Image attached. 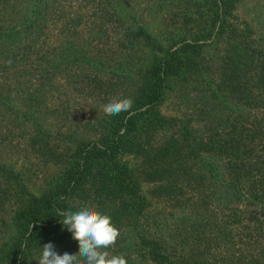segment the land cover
<instances>
[{"label": "trees", "instance_id": "obj_1", "mask_svg": "<svg viewBox=\"0 0 264 264\" xmlns=\"http://www.w3.org/2000/svg\"><path fill=\"white\" fill-rule=\"evenodd\" d=\"M189 2L185 17L188 26L191 22L190 27L182 35L169 38L166 45L139 25L133 26L136 32L132 35L135 17L130 12H122L121 6L100 8L116 22V27L122 28L121 44L133 38H142L149 44V52L140 50L139 62L131 63L130 71L114 69L117 62L105 66L118 79L131 75L132 107L127 112L100 118L97 139L78 141L72 150L58 153L57 172L42 193L32 194L22 190V186L17 188V184L10 188L17 206L8 220L0 219V264H38L42 246L49 242L57 252L78 253L79 244L61 223L63 217L59 213L77 211L85 204L94 205L98 211L111 216L120 235L106 250L110 254L125 255L128 264H211L222 253L223 256L235 254L237 240L235 232L232 233V222L240 211H246L249 219L259 222L250 239L264 235V110H255L256 119L249 126L246 122L252 110H230L236 113L232 119L220 114L219 123L212 121L199 129L191 125V118L166 117L157 110L173 87V76L180 81L191 78L201 83L214 98L225 89L242 105L251 108L260 107L257 103L264 104V60L253 66L248 61L246 47L229 44L217 68L212 64L214 57L208 47L224 32L232 33L227 21L231 1L211 0L212 12L204 9L203 0ZM24 3H3L6 9L17 7L16 12L20 14L9 22L0 20V61L14 59L19 52L26 55L35 51L44 58V67H50L51 48L44 44V38L49 31L48 12L57 3L52 0ZM227 25L229 28L225 30ZM70 26L64 22L62 30ZM102 29L97 28L96 34H101ZM62 41L58 62L72 54L75 61L80 59L84 65H94L86 53L80 50L72 53L66 36ZM123 49L133 52L135 47L132 44ZM204 69H219L218 86L203 77ZM7 102L0 93V104H5L6 110ZM28 110L35 108L30 106ZM164 130L167 133L159 136ZM257 139H261L259 143ZM248 143L253 144L255 153L254 162L246 165L243 155ZM257 144L263 154H256ZM143 183L153 185L154 197L175 202H181L180 197L190 200V193L200 197L199 203H192L198 210L180 217L183 221H192L190 227L194 228L190 234H185L177 243L159 234L163 224L151 217L152 202L143 190ZM7 189L1 195H6ZM11 196L7 199H12ZM251 206L255 208L249 209ZM246 228L245 224L237 228L241 240L247 235L243 233ZM206 229L210 234L200 237L199 233ZM202 241L207 243V249L211 247L209 242H213L209 260L200 258L199 252L194 253L193 249L186 253L188 247ZM260 259H264V243L258 257L251 258L249 264H258ZM242 261L241 253L231 257V264H244Z\"/></svg>", "mask_w": 264, "mask_h": 264}, {"label": "rangeland", "instance_id": "obj_2", "mask_svg": "<svg viewBox=\"0 0 264 264\" xmlns=\"http://www.w3.org/2000/svg\"><path fill=\"white\" fill-rule=\"evenodd\" d=\"M14 1H24L26 4V0H0L1 21L9 22L20 14L16 12L17 7L6 9L3 5L5 2ZM127 1L129 2L126 4L121 0H52L57 5L48 12L49 31L44 38V44L51 48L49 57L53 61L50 67H44V58L35 51L26 55L19 52L17 57L9 60L10 62L0 61V93L8 99L9 105L6 110L5 104H0V219L8 220L13 208L17 206L11 196V187L17 184V188L22 186V190L32 194L42 193L47 188L51 176L57 172V154L72 150L78 141L97 139L99 119L107 115L103 111L104 105L118 96L132 98L134 85L131 75L126 74L124 79H118L109 73L110 70L105 66L117 62L119 64L115 65L114 69L121 72L130 71L132 68H128L131 63L139 62L140 50L149 52V44L146 45L142 38H133L132 41L126 40L121 44L122 28L116 27V22L110 20L100 8L121 6L122 12H130L135 17L132 21V35L136 32L133 26L139 25L164 45L169 43V38L182 35L191 25V22L189 26L186 24L188 20L185 17V12L190 8L189 0ZM210 1L203 0L206 2L204 9L212 12ZM230 1L232 8L227 21L231 24L232 33L228 35L224 32L215 44L212 43L211 47H208L214 57L212 64L217 68V64L223 60L225 47L235 44L236 47H246L250 55L248 61L253 66L257 65L264 60V0ZM64 22L71 25L70 28L66 27L65 31L62 30ZM227 26L225 30L229 28V25ZM99 27L104 30H100L102 33L97 35L96 30ZM64 35L70 41L68 46L72 53L74 50H80L84 55L86 53L87 57L94 61L93 66L88 63L84 65L79 58L75 61L76 58L72 57V54L65 61H57ZM132 44L135 50L130 51L132 55L129 56L130 52L123 51V48ZM213 44L216 51L213 50ZM203 72V77L206 76L214 85L220 84L219 69H204ZM190 79L180 81L175 76L172 77L171 91L164 102L157 106L161 115L191 118V125L199 129L202 124H211L212 121L219 123L220 114L232 119L236 113H231L230 110H252L251 117L246 122L249 126L256 119L255 110H264V104L261 103H257L260 107L251 108L237 103L225 89L219 91L214 98L201 83ZM30 106L35 110H28ZM166 133L167 130H164L159 136ZM260 140L257 139L256 142L259 143ZM248 146L243 155V163L246 165L254 162L252 157L255 153L253 144L248 143ZM256 154H263L259 144L256 146ZM5 188H8L7 194L1 195ZM143 190L152 202L151 217L163 224L159 231L163 238L177 243L185 234H190L194 228L190 227L192 221H183L180 217L187 216L192 210H198L192 206L193 201L199 203L201 200L198 195L190 193V200L185 201L180 197L178 199L181 202H175L162 196L154 197L155 192L150 183H143ZM7 196L12 199H7ZM258 223L256 219H249L246 211L238 212L232 222V233L235 232L237 240L235 254L223 256L222 253L216 261L212 260L211 264H231V257H238L240 253L244 257V264H249L251 258H257L261 252V244L264 243V235L258 236L256 240L250 237L254 235ZM240 224L247 227L243 232L247 234L244 240L240 239L237 232ZM208 234L210 231L206 229L205 232L199 233V236ZM209 243L212 248L213 242ZM195 244L188 247L186 253L193 249L194 253L199 252L200 258L209 260L211 249L206 248L207 243L203 244L202 241V244ZM258 264H264V259H260Z\"/></svg>", "mask_w": 264, "mask_h": 264}, {"label": "clouds", "instance_id": "obj_3", "mask_svg": "<svg viewBox=\"0 0 264 264\" xmlns=\"http://www.w3.org/2000/svg\"><path fill=\"white\" fill-rule=\"evenodd\" d=\"M131 98L115 97L104 105L107 115H118L131 109ZM61 223L67 227L72 238L79 244V252L59 254L53 243L42 246L38 264H128L123 254H110L108 249L120 235L112 223L111 216L97 210L96 206L85 204L77 211H62Z\"/></svg>", "mask_w": 264, "mask_h": 264}]
</instances>
